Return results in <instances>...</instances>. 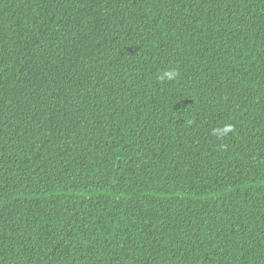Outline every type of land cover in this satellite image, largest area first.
<instances>
[{"label": "trees", "instance_id": "16d2710c", "mask_svg": "<svg viewBox=\"0 0 264 264\" xmlns=\"http://www.w3.org/2000/svg\"><path fill=\"white\" fill-rule=\"evenodd\" d=\"M0 264H264V0H0Z\"/></svg>", "mask_w": 264, "mask_h": 264}, {"label": "clouds", "instance_id": "9594fccd", "mask_svg": "<svg viewBox=\"0 0 264 264\" xmlns=\"http://www.w3.org/2000/svg\"><path fill=\"white\" fill-rule=\"evenodd\" d=\"M177 71L175 69H165L161 74H160V79L161 80H171L177 75ZM232 130V125H225L221 129H215L213 130V134L215 135L217 132H222L223 134L227 135L228 132Z\"/></svg>", "mask_w": 264, "mask_h": 264}]
</instances>
